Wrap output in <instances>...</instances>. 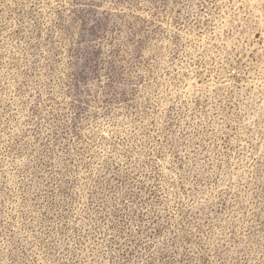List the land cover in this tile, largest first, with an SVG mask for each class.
<instances>
[{"label":"rangeland","instance_id":"rangeland-1","mask_svg":"<svg viewBox=\"0 0 264 264\" xmlns=\"http://www.w3.org/2000/svg\"><path fill=\"white\" fill-rule=\"evenodd\" d=\"M0 264H264V0H0Z\"/></svg>","mask_w":264,"mask_h":264}]
</instances>
